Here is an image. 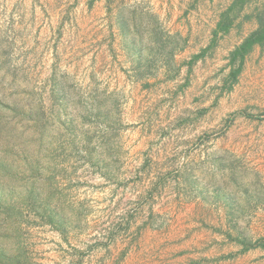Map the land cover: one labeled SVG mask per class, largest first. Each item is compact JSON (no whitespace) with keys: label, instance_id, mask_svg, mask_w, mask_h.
I'll use <instances>...</instances> for the list:
<instances>
[{"label":"rangeland","instance_id":"374dc122","mask_svg":"<svg viewBox=\"0 0 264 264\" xmlns=\"http://www.w3.org/2000/svg\"><path fill=\"white\" fill-rule=\"evenodd\" d=\"M93 1L0 0V125L8 154L30 160L43 134L40 174L53 175L58 187L46 210L56 223L31 213L0 248L9 255L22 249L23 264H98L116 238L136 235L129 222L144 220L149 207L146 222L161 232L177 202L183 211L194 200L207 204L199 210L222 214L227 240L241 246L237 259L221 264H264L263 247L243 251L264 242V42L243 54L231 81L239 57L229 62L221 40L249 35L264 0ZM221 19L226 31L218 29ZM104 38L111 66L127 82L119 89L104 62H94L107 57L95 55ZM142 100L157 103L166 138L158 148L174 156L132 149L125 106ZM50 154L61 159L57 168ZM149 161L163 168L146 171ZM18 170L17 185L28 175ZM152 181L160 182L156 189Z\"/></svg>","mask_w":264,"mask_h":264},{"label":"crops","instance_id":"0c3cea01","mask_svg":"<svg viewBox=\"0 0 264 264\" xmlns=\"http://www.w3.org/2000/svg\"><path fill=\"white\" fill-rule=\"evenodd\" d=\"M98 1L100 0H94L93 2ZM227 32L228 34L230 33V31ZM246 36H242L238 39V42L231 44V42H228V36L226 34L222 35L221 40L225 41L224 45H229L226 50L227 55L231 54ZM110 48V39L104 38L102 42H99L95 48V55L98 56V53H105L107 57L105 56V59L101 60L94 57V62L97 64L104 62V70L113 72L109 75L111 84H115L114 87L119 89L123 87L122 83H125V76L121 71L111 66L112 53ZM142 91H146V89ZM136 102L138 101H134L132 106H130L131 102H127L125 106V109L128 110L125 114L126 124L133 126L135 130L134 141L137 142V146H133L132 149L136 148L139 150L140 146L139 153L151 151L153 156L170 158L172 151L158 148V145L160 146L166 138L160 136L159 130L163 124L160 123L156 116L159 111L157 103L144 100ZM172 156H174L173 153ZM173 167L175 168L176 164H173ZM162 168L163 165L161 163L154 164L149 161L143 169L153 173L159 172ZM173 171L177 170H170V173ZM162 181V178H160V182ZM160 182L152 181L151 189H156ZM144 187L148 186L145 185ZM140 197L143 199V196ZM150 201L141 202L142 205L151 206ZM179 203L177 202L174 211H171L169 216L165 218L161 232L154 228L152 229L146 222L151 217L150 214L153 212V208L149 207L147 219L141 220L139 219L140 217L132 219L129 222V229L131 231L135 229L136 235L132 239L124 236L116 238L108 246L107 256H102L98 264H221V259L223 258H227V260L238 258L241 246H237L233 241L227 240L228 234L222 214L213 213L210 211L212 208H208L206 211L199 210L198 206L207 204H199V202L194 200L190 203H185L187 205L186 209L181 211L183 207ZM246 252H250V250ZM132 253H137V256L134 258L131 256Z\"/></svg>","mask_w":264,"mask_h":264},{"label":"trees","instance_id":"16d2710c","mask_svg":"<svg viewBox=\"0 0 264 264\" xmlns=\"http://www.w3.org/2000/svg\"><path fill=\"white\" fill-rule=\"evenodd\" d=\"M93 0H90L92 2ZM257 21V27L247 35L242 43L235 48V50L230 54L229 62L233 63L237 57H239V63L236 68L231 69L229 72V78L231 81L235 80L237 73L240 71L241 63L243 60V54L248 52V50L255 43L262 44L264 42V9L257 12L255 15ZM218 29L221 31H226L228 24L222 19L218 22ZM216 35V32L214 33ZM203 52L193 56V60L202 57ZM193 60H190L189 65ZM7 131L4 126L0 125V243L2 240H7L8 242L12 237H16L21 229L22 223H26L28 215H34L39 220H43L44 216L50 223L55 224L49 214H46L48 209V204L52 199H55V193L58 192V187H52L53 175L43 177L40 171L43 169L45 164V157L42 155L44 147V135L40 134L37 138L36 145L37 151L31 156L30 160L24 158L18 163V160L13 158L10 153L13 149L8 142V135L4 131ZM6 154H8L6 156ZM46 157L51 161L54 168H57L60 164V158L56 154H50ZM63 159V158H62ZM65 159V158H64ZM93 156L91 153L87 155V162L91 165H97L99 162L95 160L93 162ZM49 164H47V167ZM18 167L27 169L28 175H26L27 181L16 184V174L18 173ZM105 177L106 173H101ZM49 180V188H46V180ZM46 191L49 195L46 196ZM49 197V198H48ZM51 198V199H50ZM51 210L49 212H53ZM48 213V212H47ZM255 246L263 247L264 242H257L254 245L243 246V251L248 248ZM23 251L18 249L16 255L6 254L4 248H0V264H23L21 262Z\"/></svg>","mask_w":264,"mask_h":264}]
</instances>
